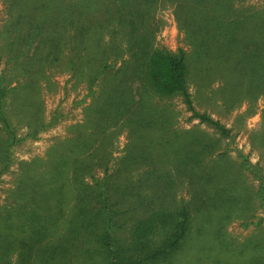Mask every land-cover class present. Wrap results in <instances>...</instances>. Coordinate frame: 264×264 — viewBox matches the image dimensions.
Masks as SVG:
<instances>
[{"label": "rangeland", "instance_id": "rangeland-1", "mask_svg": "<svg viewBox=\"0 0 264 264\" xmlns=\"http://www.w3.org/2000/svg\"><path fill=\"white\" fill-rule=\"evenodd\" d=\"M223 1L226 20L255 22L233 51L181 28L170 0L151 24L155 48L185 51L195 110L229 136L121 62L94 80L110 42H128L97 24L107 0H0V264H109L95 215L107 181L120 246L153 211L188 209L184 241L147 264H264V0Z\"/></svg>", "mask_w": 264, "mask_h": 264}, {"label": "trees", "instance_id": "trees-1", "mask_svg": "<svg viewBox=\"0 0 264 264\" xmlns=\"http://www.w3.org/2000/svg\"><path fill=\"white\" fill-rule=\"evenodd\" d=\"M108 10L97 19L100 27L115 24L110 31L116 36L119 29L126 30L128 42L124 46L110 42L113 53L103 52L102 63L96 72V80L107 68L115 62H121L119 71L125 76L134 72L143 80L146 87L151 88L160 95L181 94L185 98L189 109L194 112L202 123H207L217 129L222 135L229 136L231 130L220 120L210 114L199 112L193 107V102L188 89V63L183 49L177 52L169 49L154 47L155 27L151 24L152 13L160 0H107ZM174 4L175 18L181 28L188 32H199L208 38V47L212 44L221 49L222 44L233 51L242 41L246 26L254 24V19L228 17L226 20L223 0H170ZM198 3L201 10L197 14L189 12L191 5ZM221 8V9H220ZM228 9V6L227 8ZM223 10V11H222ZM108 13V16H105ZM231 19V20H230ZM223 38V42L221 39ZM114 63H111L110 61ZM5 95V89L0 86V96ZM262 195L264 201V179L261 178ZM110 182L100 185L101 192L95 197H104L105 202L100 203L95 215L100 219H109V225L104 222L105 228L100 234V244L104 254L107 255L109 264H147L167 259L174 250L184 241L190 229V214L186 206L182 207L178 217L166 214L162 210L153 211L149 216L136 222L131 230L127 246L118 245L112 234V216L114 211L109 200L112 195L118 197L119 190H111ZM118 202H123L118 198ZM164 229V239L157 243L154 237ZM155 235V236H154ZM154 236V237H153ZM32 250L28 246L26 254ZM30 254V253H29Z\"/></svg>", "mask_w": 264, "mask_h": 264}]
</instances>
